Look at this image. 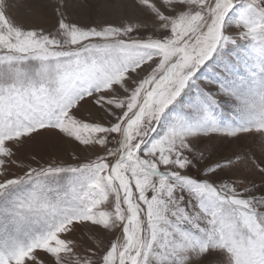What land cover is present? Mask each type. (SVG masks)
<instances>
[{"label": "snow or ice", "instance_id": "snow-or-ice-1", "mask_svg": "<svg viewBox=\"0 0 264 264\" xmlns=\"http://www.w3.org/2000/svg\"><path fill=\"white\" fill-rule=\"evenodd\" d=\"M13 7L0 264H264V0H119L87 22L73 0H34L31 23ZM44 136L68 159L34 150ZM249 136L258 153L213 158Z\"/></svg>", "mask_w": 264, "mask_h": 264}, {"label": "rangeland", "instance_id": "rangeland-1", "mask_svg": "<svg viewBox=\"0 0 264 264\" xmlns=\"http://www.w3.org/2000/svg\"><path fill=\"white\" fill-rule=\"evenodd\" d=\"M13 3L12 15L19 22H29L28 19L30 15L29 5L34 2V0H11ZM119 0H73L74 18L82 19L87 22L89 19H94L100 21L105 18H111L112 9L111 4L117 3ZM224 116L230 118L233 113V108L231 104H226L224 106ZM216 146V153L213 157L214 159H220L221 157L231 156L232 153H244L250 149H254L259 152V137H243L239 141L224 139L214 141ZM67 146L60 144L54 137L44 136L39 137L34 144V150L39 151L45 159H68V153L65 151ZM51 154V155H50ZM257 182L259 178L257 177ZM83 235V234H80ZM87 238V237H85ZM91 243V241H89Z\"/></svg>", "mask_w": 264, "mask_h": 264}]
</instances>
